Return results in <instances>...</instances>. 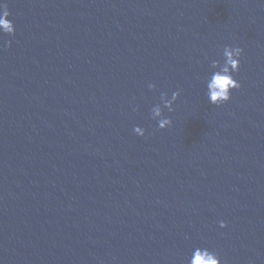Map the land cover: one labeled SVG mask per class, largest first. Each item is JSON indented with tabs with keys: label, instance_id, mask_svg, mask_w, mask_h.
Returning <instances> with one entry per match:
<instances>
[{
	"label": "water",
	"instance_id": "95a60500",
	"mask_svg": "<svg viewBox=\"0 0 264 264\" xmlns=\"http://www.w3.org/2000/svg\"><path fill=\"white\" fill-rule=\"evenodd\" d=\"M5 2L0 264H187L195 247L264 264V2ZM228 45L242 87L215 106ZM178 90L161 130L150 110Z\"/></svg>",
	"mask_w": 264,
	"mask_h": 264
},
{
	"label": "clouds",
	"instance_id": "9594fccd",
	"mask_svg": "<svg viewBox=\"0 0 264 264\" xmlns=\"http://www.w3.org/2000/svg\"><path fill=\"white\" fill-rule=\"evenodd\" d=\"M264 2V0H262ZM11 12L9 5L5 0H0V32L15 36V23L9 19ZM12 41H8V47H11ZM244 55V49L240 46L228 45L223 48L221 59H212L209 63V75L205 80V95L210 104L222 106L232 100L233 90L242 87L240 81L236 79V75L241 69V60ZM149 89L155 91L157 85L149 83ZM181 91H174L169 94L162 91L159 96V103L152 106L150 110L151 119L157 121L159 129L169 128L173 124V120L169 116H165V109L168 112H174L173 105L180 98ZM134 132L145 137L147 130L143 127L136 126ZM220 228H227V222L219 221ZM187 264H223L219 253L206 247H195L188 257Z\"/></svg>",
	"mask_w": 264,
	"mask_h": 264
}]
</instances>
